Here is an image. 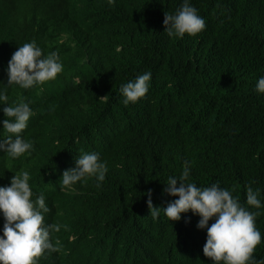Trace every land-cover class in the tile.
Instances as JSON below:
<instances>
[{"label":"trees","instance_id":"trees-1","mask_svg":"<svg viewBox=\"0 0 264 264\" xmlns=\"http://www.w3.org/2000/svg\"><path fill=\"white\" fill-rule=\"evenodd\" d=\"M181 2L0 0V83L26 42L44 55L55 51L63 65L42 85L5 88L9 104L30 102L21 135L34 150L16 159L0 152V186L29 172L33 193H43L50 209L44 223L60 226L50 234L56 251L37 264H211L198 216L149 215L147 190L154 207L166 206L178 197L162 195L164 184L185 167L189 182L218 183L241 204L247 187L259 188L264 205V94L255 91L264 75V0H190L205 28L169 38L164 14ZM146 71L145 96L124 106L121 84ZM81 152L99 153L104 181L97 187L90 177L61 191L63 171ZM250 210L259 212V259L264 207Z\"/></svg>","mask_w":264,"mask_h":264},{"label":"clouds","instance_id":"clouds-1","mask_svg":"<svg viewBox=\"0 0 264 264\" xmlns=\"http://www.w3.org/2000/svg\"><path fill=\"white\" fill-rule=\"evenodd\" d=\"M107 3L112 4L113 0H107ZM163 26V32L169 38L180 39L185 34L195 36L201 32L205 21L190 0H182L174 13L164 14ZM62 69L57 53L52 51L44 55L35 41L23 43L11 54L5 69L7 83H0L5 86L0 88V111L5 117L0 120V130L6 133L0 137V152L8 158L30 155L34 150L32 141L21 135L33 113L30 102L23 99L9 104L5 88L15 86L27 90L42 85L55 79ZM150 79L151 73L146 71L121 84V103L128 106L144 97ZM255 91L264 94V75L258 77ZM106 172V162L101 160L99 153L81 152L75 159V166L63 171L59 179L60 190H71L77 182L90 177H94L96 186L100 187ZM189 174V168L185 167L178 177H168L162 195L178 198L170 200L166 206L154 207L152 190H147L146 203L152 219L163 212L168 221H179L182 213L191 211L192 215L199 217L196 228L206 230L202 252L210 258L211 264H264V257L256 259L253 256L256 246L261 243V232L255 225L259 212L250 210L264 207L258 198L260 189L247 187L244 204H241L229 189L218 183L197 186L188 181ZM29 178V172L21 171L9 178L8 185L0 186V216L3 217L0 264H37V259L45 251H56L50 234L59 231L60 226L44 223V214L50 209L43 193H33ZM185 222H188L187 218Z\"/></svg>","mask_w":264,"mask_h":264}]
</instances>
